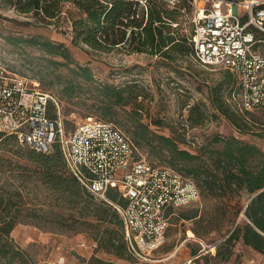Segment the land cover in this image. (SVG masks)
<instances>
[{
    "label": "trees",
    "instance_id": "trees-1",
    "mask_svg": "<svg viewBox=\"0 0 264 264\" xmlns=\"http://www.w3.org/2000/svg\"><path fill=\"white\" fill-rule=\"evenodd\" d=\"M7 1L18 12L32 15L44 24L68 20L73 35L72 43L75 45H86L103 52L121 48L128 53H149L168 63L174 61V53L183 51L185 45L194 57L190 34L180 31V7H170L161 0H149L146 4L134 0ZM8 38L22 48L28 45L38 47L42 56H46L56 69L68 67L70 78L66 80V86L70 96L76 95L78 90H84L85 82L94 84L97 81L92 68L76 62L69 47L63 43L38 35H9ZM222 70L223 79L211 88L212 103L239 131L250 132L253 128L245 119L246 114H251L250 110L234 109L225 96L226 88L231 96L237 92L236 77L230 70ZM94 88L100 97L103 116L115 114L119 106L136 104L144 96V86L137 79L123 86L102 82ZM188 111L187 120L192 127L201 125L207 117L204 104L201 103L188 106ZM50 113L56 115L53 105L50 106ZM137 123L132 141L135 146L155 145L161 156L168 153L170 166L195 182L197 180L199 188L201 184L216 198L247 196L245 207H229L226 202H221L217 205L219 216L201 213L198 209L180 215L193 221L188 231L205 241L204 235L209 230L221 228L220 218L232 211L235 218L232 228L216 244L215 254L209 252L202 257L229 261L237 243L264 254V150L234 135H217L196 152L182 146L187 143L184 133H178L177 136L158 134L142 122L140 116L137 117ZM155 123L163 125L165 121L157 119ZM0 145H4L0 153V264H34L11 236L20 223L32 224L51 232L91 231L98 247L104 251L119 257L130 254L119 211L108 202L97 199L70 172L58 144L51 152H41L21 143L15 134L0 132ZM14 163L18 166L17 173L10 168ZM15 178L21 181L16 182ZM32 181L34 185L30 187ZM36 189L47 192L43 200L38 198ZM33 194L35 197L31 196ZM109 195L117 200L114 191H110ZM241 212L245 218L236 222ZM202 247L200 243V248L194 250L193 254H197Z\"/></svg>",
    "mask_w": 264,
    "mask_h": 264
},
{
    "label": "rangeland",
    "instance_id": "rangeland-1",
    "mask_svg": "<svg viewBox=\"0 0 264 264\" xmlns=\"http://www.w3.org/2000/svg\"><path fill=\"white\" fill-rule=\"evenodd\" d=\"M242 9L239 3H234L232 6L236 15L243 12ZM179 11L181 12L178 17L180 31L189 35L193 28L194 7L188 1H182ZM70 25L68 20H61L56 24H44L32 15L18 12L7 0H0V64L37 82L42 90L55 95L60 101L62 114L68 120V128L74 127L87 116H93L112 121L133 141V132L138 127L137 117L140 116L142 122L148 124L149 128L158 134L177 136L178 133H184L187 143L182 146L190 147L196 152L203 145L212 142L217 135H234L264 150L263 108L252 109L251 114L245 115V119L253 129L243 133L214 107L211 88L223 79L221 67L200 65L185 45L182 47L183 51L174 53L175 59L171 63L157 55L128 53L121 48L109 52L96 51L86 45L73 44ZM9 35L24 37L38 35L65 44L76 62L92 68L97 81L94 84L85 82L84 90H78L76 95L70 96L66 86V80L70 78L68 67L61 66L56 69L46 56H42V51L38 47L28 45L22 48L13 43L8 38ZM57 59L63 60L61 57ZM132 79H137V82L144 86V96L140 97L136 104L119 106L115 114L103 116L95 85L108 82L123 86ZM225 96L234 109L240 110L239 101L233 94L232 96L229 94L227 88ZM195 103L204 104L207 117L201 125L192 127L187 120L188 106ZM137 108H139L138 113L135 112ZM157 119H163L165 123L157 125L155 123ZM3 146L0 145V153ZM136 146L140 155L152 164L170 166L168 153L161 156L155 145ZM17 167L14 163L10 168L17 173L19 172ZM7 174H10V171H7ZM14 180L21 181L18 178ZM33 185L32 181L29 186ZM199 185L200 200L174 210L170 217L165 242L149 260H139L130 254L119 257L106 252L98 247L91 231L51 232L32 224L20 223L14 228L11 236L34 264H222L220 258L209 256L190 261L194 255L193 251L200 248V241L197 239L185 241L193 221L184 219L180 215L198 209L201 213L219 216L217 205L222 204L221 202H226L229 207H245L247 196L244 194L242 197L231 199L216 198L201 184ZM37 191L38 198L43 200L47 192L36 189ZM31 196L35 197L34 194ZM243 218L245 216L241 212L236 222H240ZM217 221L215 223H218ZM234 221L235 218L230 211L226 217L220 218L221 228L209 230L204 235V242L208 245L221 242L232 228ZM235 248L239 249V256L233 264H238L242 260L241 255L245 247L237 243Z\"/></svg>",
    "mask_w": 264,
    "mask_h": 264
},
{
    "label": "built area",
    "instance_id": "built-area-1",
    "mask_svg": "<svg viewBox=\"0 0 264 264\" xmlns=\"http://www.w3.org/2000/svg\"><path fill=\"white\" fill-rule=\"evenodd\" d=\"M161 1L180 7L184 0ZM187 1L195 10L190 33L194 58L235 75L238 90L233 96L242 109H264V0ZM234 3L243 8L239 15L233 13ZM67 121L55 95L0 64V132L15 134L41 152H51L58 144L70 172L97 199L119 211L129 253L149 260L165 242L171 214L199 201L200 188L177 169L142 157L112 121L87 116L72 128ZM191 239L203 246L198 255L215 254L216 243L208 245L189 230L185 241Z\"/></svg>",
    "mask_w": 264,
    "mask_h": 264
},
{
    "label": "crops",
    "instance_id": "crops-1",
    "mask_svg": "<svg viewBox=\"0 0 264 264\" xmlns=\"http://www.w3.org/2000/svg\"><path fill=\"white\" fill-rule=\"evenodd\" d=\"M240 246L245 247V249H243L244 252L241 255L242 260L238 264H264V254L256 251L255 249H253L250 246H247V245L244 246L243 243H240ZM215 250H216V248H214V251ZM238 251H239V249L235 248V253L231 257V259L229 261H226V262L223 261L221 263L222 264H233L235 262V260L237 259V257L239 256ZM192 257H194V259H198V258H201L202 255L201 254L200 255L194 254Z\"/></svg>",
    "mask_w": 264,
    "mask_h": 264
}]
</instances>
